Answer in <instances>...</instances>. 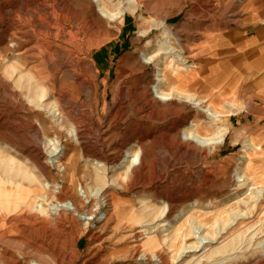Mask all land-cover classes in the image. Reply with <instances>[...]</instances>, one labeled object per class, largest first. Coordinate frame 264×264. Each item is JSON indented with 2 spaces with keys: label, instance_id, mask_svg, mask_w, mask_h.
I'll list each match as a JSON object with an SVG mask.
<instances>
[{
  "label": "rangeland",
  "instance_id": "374dc122",
  "mask_svg": "<svg viewBox=\"0 0 264 264\" xmlns=\"http://www.w3.org/2000/svg\"><path fill=\"white\" fill-rule=\"evenodd\" d=\"M103 1L116 13L120 0ZM247 1L139 0L138 11L127 13L122 23L102 16L91 0H0V182L21 177L17 169L35 178L34 185L25 177L27 184L21 181L32 191L27 195L30 207L7 213L0 209V264L20 254L44 264H184L204 250L179 258L182 248L198 245L203 234L222 231L223 238L211 245L218 247L228 238V243L237 239L251 225L264 230V208L252 209L254 196L249 195L251 188L255 193L264 190V146L244 134L234 150L227 147L230 135L214 152L186 142L182 132L192 120L204 136L213 135L217 127L207 125L206 115L182 99L165 103L155 98L157 61L147 64L145 56L158 48L157 38L162 35L154 27L147 30V38L139 37L144 20L146 29L165 20L183 39L186 59L198 65L190 43L201 32L226 34L239 28ZM198 67L201 71L202 66ZM166 72L171 80L178 73L170 64ZM195 72L182 77L183 86ZM28 73L37 82L30 88ZM38 85L47 94L44 104L56 105L66 127L59 128L48 110L29 101L36 98ZM198 97L207 100L206 95ZM216 107L229 115L228 106ZM258 116L264 126V105ZM254 118L250 116L251 122L259 121ZM245 140H252L259 149L256 154L248 152L251 160L243 158ZM55 147L65 152L64 173L51 157ZM130 147L140 150V164L107 190L104 205L80 197V186L87 195L96 188V163L106 165L107 171L101 173L112 180ZM246 161L251 186L239 187L236 171ZM241 198L247 204H236ZM71 200L76 213L52 212L54 205ZM143 200L158 211L167 203V222L181 219L179 229L187 236L185 241L183 236L166 247L161 231L147 235L142 226L148 219ZM42 203L43 214L36 212ZM240 210L252 211L241 227L235 226L236 221L233 224ZM101 211H106L104 220ZM193 225L196 235H192ZM260 236L261 247L238 245L231 256L234 262L225 263L264 264V234ZM225 256L196 264H221Z\"/></svg>",
  "mask_w": 264,
  "mask_h": 264
},
{
  "label": "bare ground",
  "instance_id": "6f19581e",
  "mask_svg": "<svg viewBox=\"0 0 264 264\" xmlns=\"http://www.w3.org/2000/svg\"><path fill=\"white\" fill-rule=\"evenodd\" d=\"M91 1L93 4L97 5V7H98L97 9H99L102 16L110 19L113 22H117L118 20H121V22L123 23L124 17L126 16L127 13H136L139 9V0H120L119 1V7L116 8V13H112L107 8V6H106L107 1H106V3H104L103 0H91ZM239 1L242 2L245 0H239ZM237 3H238V1H237ZM145 22L146 21L144 20L142 23V26H144V27H142L143 31L139 36L140 38H147V36L149 35L148 34L149 31H147V30L150 28H154V27L158 28L157 30L160 31L161 35H162L160 39L157 38L158 48L155 49V51L152 54H148V56H145V60H146L147 64L155 63L157 61V71H156L157 79L155 80V84L152 88L154 91V94L156 96L155 98L157 100H160V101L165 102V103L172 102L173 100H177L176 98H179V99L184 100L187 103H190L193 106V108H196L199 111H201L203 114H205L206 115V124L209 126L217 127L214 134L211 136L202 135L200 132L196 131V129H195L196 127H198V123L192 120L185 127L184 132H182L183 136H184V140L186 142L194 144L200 148H206L212 152L216 151L217 147L223 145L225 138L227 137V134L229 131L228 128H230L228 126L229 125V120H228L229 115L230 114L234 115L235 114L234 112L241 111L242 108L239 105L230 104L231 108H229L230 109L229 115L228 114H222L216 106H214L213 104H208L207 100H202L196 94H192V92L185 90L183 88L184 86L181 83L182 77L187 76L190 72L193 71V69L197 70L199 67L197 65L190 64L189 61L186 59V57H185L186 49L184 47L183 39L180 38L179 34H177L176 32L174 33L172 31V29L167 25L168 23H166L165 20H162L161 22H158L155 24L152 23L149 27H147V29H146L147 24ZM180 33H182V31ZM173 40H175L176 42H174ZM177 46L179 48H177ZM160 61H161V63H159ZM169 64L174 66L178 72L175 75L171 76L173 78L172 80L167 75V72H166V66H168ZM13 67L14 66H12L11 68H13ZM195 75H197V71L195 72ZM173 80H175V82H173ZM184 80H185V78H184ZM186 80H187V78H186ZM34 83H37L35 80V77H33L32 73H28V88L32 87V85ZM36 94H37L36 98L31 99L29 101H31L37 108H39L41 110L42 109L48 110V112L51 113L53 119L56 120L55 122H57L58 126H60L59 128L66 127V125H67L66 120L64 119L61 112L57 109L56 105L53 103L44 104V100L46 99L47 94L45 93V90L42 86H39V85L37 86ZM244 150H245L244 153L246 154V156H244L243 158L247 159V160H251V157H250V155H248V152H251L252 154H256L259 151L258 147L254 144V142L252 140H245ZM139 151L134 149V147H130L128 149V151L125 154L121 164L116 166L115 172H119V174L117 176H115V178H113L112 180L107 179V177L105 178L104 175L101 173V172L105 173L107 171L106 165L101 164V162L96 163L97 165L94 166L96 173L98 172L94 178L95 183H96V188L95 189L93 188L94 190L92 189L91 191L89 190L90 195H87V193H86L87 190H84V187L80 186L81 188L80 189L78 188L79 189L78 193H79L80 197L84 198V200H87L88 203H90V201H91L90 198H94L98 201L100 206H103L104 203H102V197H104V194L107 192V190L110 187L113 188L112 186H114V185H118L117 180L120 176L125 175L124 177L127 178L132 173V171L135 169V167L140 164V159H139L140 153H139ZM50 154H51V157L53 159V162L56 163L59 170L62 173L66 172L67 168H66L65 163L63 162L65 152L64 151L62 152V150H60L58 147H55V148L51 149ZM8 171H9V167H8ZM249 171H250V164H248L247 161L243 167L237 168L236 176L239 179V182H238L240 184L239 187L251 186L250 185V178L248 176ZM17 174H22V176L21 177L17 176L16 178L9 179L8 181H1L0 182V194L2 195L0 197L4 198L3 200H0V209L4 213L12 212L13 210L17 209V207H20V206H26V205L29 207L31 206V204H29V202L27 200V195L32 193V191L30 189H28V187H26L24 183L27 184V182L29 181L28 183L34 185V182H35L34 179L35 178L33 176L34 179H31V177L28 176L29 174L28 173L26 174V171H24L23 169H17ZM24 177L27 178L28 181L26 180L24 182V180H25ZM21 181L24 183H22ZM6 185L11 187L10 191L5 190L4 187ZM42 187H45V186L42 185ZM250 190H251V193L249 195L254 196V197H252L253 199H251V200H253V203L255 204L252 209H254V210L256 209V211L259 212L260 210H262V208H264L262 206V204L264 203V192H263L264 190L259 191L258 193L253 192L252 188L249 189V191ZM65 192H66V190H65ZM57 193H61V191L59 190ZM255 194H257V195H255ZM37 197H40V199L42 201L46 200L45 196L39 195ZM261 198H262V200H261ZM105 199H107V198L105 197ZM106 201H108V199ZM87 202H85V203H87ZM142 202H143V204H145L143 211L145 213L146 218H148V219L144 220V222H142V226L145 228L144 231L146 232L147 235H153L156 232L161 231L163 234L162 239H161L162 240L161 243L163 245H165L166 247L167 246L171 247L172 243L173 244H174V242L176 243L177 241H179L178 239L180 237H183V236L185 237V238H183V241H185L187 236L184 235V233L182 234L181 230L179 229L181 227V224H182L180 221L181 219L179 221H177L175 224H172L171 222H167L168 215H169V206L167 205V203H163L164 205L158 211V210L150 207L146 203L145 200H143ZM241 202H245V201L242 200V198H241V199H238L236 204L241 203ZM245 203L247 204V202H245ZM233 204H235V203H233ZM194 206H195V204H192L193 208H195ZM48 209H50V208H48ZM51 209L53 210L52 212H54V214H58L61 210L75 211V213L77 212V206H75V204L72 202V200L66 201L63 203H58L57 205H54ZM36 212H39L41 214L44 213L43 203L37 207ZM251 212L252 211H249L247 213H243L240 210V212H238L234 215L233 224H234V221H236L235 226H240V227L245 226L246 225L245 224L246 219H250L249 217L252 215ZM105 214L106 213H104V215ZM179 216L181 218L182 213ZM11 220H13V219H11ZM215 220H217V218ZM241 220H244V221H241ZM7 222H9V221H7ZM194 225L192 226V229H191L192 235L197 234V232H195L196 228L199 230L202 229V226H200L199 224H198L199 227H196V228ZM256 227L257 226L255 224V225H251V226L247 227V229L245 231L243 229L242 230L240 229L239 230L240 233H241V231H244L243 233H241V236L239 234L237 239L235 237L234 240L232 239L233 241L231 240V241H229V243L227 242L229 239L228 238L227 240H225V242H221L220 246H218V247H212L211 245L214 244L213 243L214 241L223 238L224 233H222V231L217 232L216 235L203 234L198 241V245H193V246H189V245L186 246L185 245L182 248V253H181L179 258H181L184 254H187V253L188 254L189 253L195 254V253H199L200 251L204 250L201 255H198V256L196 255L197 257H195L194 259H191L188 261L185 260L184 264H196L198 262L200 263L202 260L204 261L205 259L207 261H209L218 255H222V256L226 255L225 256L226 260H224L221 264H224L227 261L232 262L233 260L236 259V258L231 257L233 255L232 253L236 252L238 245L242 246V244L244 245V243H246L248 246H252V245L253 246L254 245L260 246L262 244V242H258V240L261 237L260 235L264 234V230L263 231L262 230L257 231ZM247 234H249V235L247 236ZM180 235H182V236H180ZM219 236H221V238H219ZM244 237H245V239H244ZM201 245H203V246L201 247ZM198 249H200V250H198ZM260 251H262V250H260ZM227 257H230V258H227ZM8 264H44V263L41 261L35 260V259L28 261L27 255L20 254V257L18 259L15 256H11L9 261H8Z\"/></svg>",
  "mask_w": 264,
  "mask_h": 264
},
{
  "label": "crops",
  "instance_id": "0c3cea01",
  "mask_svg": "<svg viewBox=\"0 0 264 264\" xmlns=\"http://www.w3.org/2000/svg\"><path fill=\"white\" fill-rule=\"evenodd\" d=\"M243 5V24L239 28L226 34L201 32L202 36L190 43L202 70L198 68L197 75L184 85L185 90L206 95L218 107L229 109L235 103L242 108L229 115L227 147L233 150L241 145L242 134L264 146L263 120L258 116L264 105V0H248ZM251 115L259 121L251 122Z\"/></svg>",
  "mask_w": 264,
  "mask_h": 264
},
{
  "label": "built area",
  "instance_id": "2783aa9c",
  "mask_svg": "<svg viewBox=\"0 0 264 264\" xmlns=\"http://www.w3.org/2000/svg\"><path fill=\"white\" fill-rule=\"evenodd\" d=\"M104 207H105V206H104ZM101 212H104V213H106V211H101ZM100 217H103V218H102V220H104V218H105V217H107V214H105V215L103 214V215H102V216H100Z\"/></svg>",
  "mask_w": 264,
  "mask_h": 264
}]
</instances>
